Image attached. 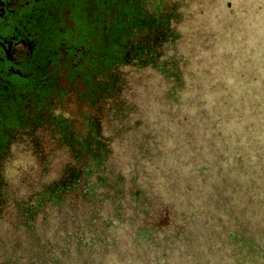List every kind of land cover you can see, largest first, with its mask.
Returning <instances> with one entry per match:
<instances>
[{
    "label": "trees",
    "instance_id": "1",
    "mask_svg": "<svg viewBox=\"0 0 264 264\" xmlns=\"http://www.w3.org/2000/svg\"><path fill=\"white\" fill-rule=\"evenodd\" d=\"M249 1L254 28L221 53L237 73L213 78L191 38L211 12L236 23L205 10L235 0H48L69 13L0 144V264H264V0Z\"/></svg>",
    "mask_w": 264,
    "mask_h": 264
},
{
    "label": "flooded vegetation",
    "instance_id": "2",
    "mask_svg": "<svg viewBox=\"0 0 264 264\" xmlns=\"http://www.w3.org/2000/svg\"><path fill=\"white\" fill-rule=\"evenodd\" d=\"M59 11L69 13L48 0H0V144L16 142L6 132L18 123L15 101L21 96L27 99L31 80L45 75L47 43L53 42L54 17ZM77 13L70 10V32L77 29ZM28 108L26 104L24 109Z\"/></svg>",
    "mask_w": 264,
    "mask_h": 264
},
{
    "label": "rangeland",
    "instance_id": "3",
    "mask_svg": "<svg viewBox=\"0 0 264 264\" xmlns=\"http://www.w3.org/2000/svg\"><path fill=\"white\" fill-rule=\"evenodd\" d=\"M211 3V2H210ZM209 3V4H210ZM216 4V3H215ZM224 3H217L216 5L213 4L210 8L205 7V10H240L241 14L239 17H235L236 23H232L229 27L225 24L226 22V14L229 15L230 13L226 14L224 12L220 14H215L214 12L210 13V18H207L206 23L204 24L202 33L197 36L199 37L198 40L196 38H191L193 42H198V45L196 47H192L191 53L194 54L196 50L200 49V53L204 54L207 50L210 57L208 62L206 63H199L198 67L204 71V75L207 77L210 75V77L213 78H219L222 76L225 77H232L236 75V57L234 55L230 56L229 58L221 53H227V51L230 50L231 52H236L237 48H234L239 43V39L237 38V29L241 27V25L246 22L247 26H249L251 29L255 26V21L257 20L256 13L253 11V13L249 10H262V7H258L257 4L252 3L249 0H235V3L232 5V7L225 8ZM201 40H203V43H201ZM192 42V44H193ZM235 44V45H234ZM239 47V46H238ZM255 46L245 45L243 46V55L246 56L247 54H250L251 56H255L256 53H254ZM216 52L217 57H220L222 60L220 64H217V67L213 66L214 58L211 55ZM239 52V51H237ZM220 54V55H219ZM207 56V55H206ZM225 62H228L229 65L231 64V67L229 70H227L224 65ZM223 63H225L223 65ZM201 78H205V76H202L201 73L199 74Z\"/></svg>",
    "mask_w": 264,
    "mask_h": 264
}]
</instances>
